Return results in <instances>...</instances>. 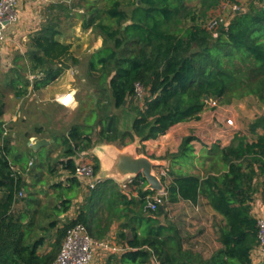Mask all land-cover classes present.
Listing matches in <instances>:
<instances>
[{"label": "trees", "instance_id": "trees-1", "mask_svg": "<svg viewBox=\"0 0 264 264\" xmlns=\"http://www.w3.org/2000/svg\"><path fill=\"white\" fill-rule=\"evenodd\" d=\"M97 1H86L89 16L82 17V27L101 37L100 48L88 58L89 74L97 75L98 99L82 123L59 141L58 162L68 186H53L58 190L53 205L42 207L23 179L27 162L22 165L16 155L9 156L0 89V264H52L70 227L83 224L91 237L105 239L114 222L121 220L126 221L121 222L115 242L123 250L105 264H253L251 253L258 241L251 210L255 195L264 190V116L250 126L255 140L236 134L228 145L212 146L206 175L179 174L180 169L170 167V180L160 178L165 185L164 211L158 207L144 212L145 197L155 192L145 190L141 176L134 179V196L105 179L88 186L78 215L59 226L58 216L70 210L80 188L74 176L78 155H86L95 145L125 147L135 139L140 143L156 139L177 124L198 121L207 106L205 96L218 102L242 93L264 106V3L249 4L228 25L223 21L213 37L187 3L197 1L204 14L221 0H100L105 2L103 8L96 6ZM188 18L191 24L183 26ZM60 36L52 22L29 36L24 55L14 58L5 83L15 98L25 96L29 88L48 86L79 63ZM18 60L25 63L16 64ZM25 73L34 75L33 80ZM138 97L141 105L134 102ZM192 141L183 138L171 161L191 163ZM19 163L21 172L14 168ZM92 166L96 176L100 171L96 157ZM47 170L53 172L51 166ZM24 196L25 211L15 214L14 207ZM200 199L220 217L216 227L220 248L208 258L184 247L179 229L166 215L170 204H196ZM45 244L49 250L38 253Z\"/></svg>", "mask_w": 264, "mask_h": 264}, {"label": "rangeland", "instance_id": "rangeland-1", "mask_svg": "<svg viewBox=\"0 0 264 264\" xmlns=\"http://www.w3.org/2000/svg\"><path fill=\"white\" fill-rule=\"evenodd\" d=\"M31 1L36 5L32 11L36 20H40L38 22L39 25L48 22L57 24V28L61 34L59 40L71 45V51L79 62L77 65H71L70 69V75L73 79L70 82L69 87L75 91L76 105L65 112H60L58 107H55L54 102L43 100L40 90L46 87L34 91L29 88V92L25 96L22 98H15L12 90L7 87L5 83L10 77L9 70L13 64V60L17 55H20V52L19 49L14 50L7 46L8 48L0 53V89L2 101L5 105L4 115H6L5 121H3L4 115L1 117V121L4 123L3 139L8 141L10 147V158L12 155H16L17 158L24 163H26L29 158L33 159V165L29 167L28 170L30 177L29 181L26 183L28 189L34 192L33 195L36 197H38L39 191L42 193L46 192V199L42 198L39 199V201L41 203L46 202V205H53L57 202L55 200L53 201V199L54 194L58 191L53 186L62 184V178L66 175L60 167V162H58L62 149L59 141L74 125L82 123L84 117L89 112V108L92 106V102L95 103L98 99V94L96 92L97 75L89 74L88 58L94 51L100 48L101 37L97 33L92 32L91 30H85L82 27V17L87 19L89 16L86 11L88 8H86L87 0H37L38 3L35 0ZM262 1L264 0H231L226 4V8L222 9L218 6L204 14L201 13L203 10L197 1L187 3V5L189 7L193 6L195 9L197 22H200L201 24L205 22L206 24L213 16H218L222 21H226L229 17H233L234 14H236L235 11H245L249 4L253 3L257 6L263 4L264 2ZM95 3L96 6L100 8H103L105 5V2L100 0ZM190 24V18L183 21V26H189ZM24 63V60H18L16 64L23 65ZM25 74L30 81L31 79L33 80L34 75L29 73ZM57 83L58 82L55 80L53 83L49 84V86L52 84L56 85ZM134 100L135 103L141 105V99L139 97ZM260 116H264V106H262L253 96L235 93L228 95L218 102H213L210 99V101L207 102V106L200 114V119L198 121L180 123L178 124L179 126H176L175 128L176 131L173 134L175 138L172 136L175 142H179L180 137H182V139L186 137L193 138L191 147L193 150L192 154L195 158H192L191 160L193 162V167H197L196 169H193L189 166L191 165L190 163L182 160L180 162L181 168L179 174L206 175L207 172L210 171L206 158L211 151L210 149L212 146L216 145L219 148L224 147L229 144L233 136L236 134L245 137L247 141L255 140V134L250 131V126ZM13 118H15V120H12ZM229 119L232 120V125L227 124V120ZM37 128L41 129L40 133L36 131ZM13 132H16L18 135L16 140L11 137ZM260 132V129L256 130V133ZM33 135H38L39 139L49 141V145L41 147L36 151L32 150L29 148L28 141L30 140L29 137ZM125 142H127V139ZM174 143L170 144V149L174 147ZM101 145L102 144H97L95 147ZM111 146L117 147L121 152L126 150V147H123L120 144ZM130 148L138 155L146 154L144 147L141 145L140 147L136 146L133 148L132 146ZM90 151L86 154L85 158L86 161L93 163L94 156ZM197 151L199 153L194 154V152ZM172 155L173 153H166L165 157L161 156L158 162H165V165L168 166V162H171L172 160ZM43 161L44 163H42ZM39 164H41L40 168H38ZM50 166L53 169L52 173H49L47 170ZM166 166L159 168L160 166L158 165V168L156 167L157 169L155 168V171L159 178L164 177L169 181L170 178L168 172L165 170ZM37 180L39 181L38 183H36ZM258 181L261 182L262 178L260 177ZM32 184H35V186H31ZM88 190V184L80 183V188L78 189L76 196L81 197V203H73V208L69 215L62 220L60 219L59 226H62L68 220L74 219L78 215L80 208L85 201V197L88 195ZM48 191H52V195H48ZM127 192H130L133 196L136 195V192L132 187L129 188ZM25 203V196L23 198L19 197L17 209L24 207ZM188 210H190V208L186 205H168L166 208L167 219L179 229L180 235L183 239V245L187 244L189 241V231L193 228L190 221H196V217L199 215L205 217L207 220L212 219L215 224L214 232L216 233L217 222L215 216H213L208 209L202 207L195 213H193V211L189 213ZM98 213L99 212H97V215ZM125 221L126 220L115 221L112 225L114 228L111 229V233H109L105 239H113L115 241L119 226L121 222ZM48 248L47 245L45 250ZM185 248L192 249V251L199 253L202 258L208 257L207 255L204 256V252L201 251L200 247L199 249H193L192 246ZM108 257L103 255L97 256L90 264H105Z\"/></svg>", "mask_w": 264, "mask_h": 264}, {"label": "crops", "instance_id": "crops-1", "mask_svg": "<svg viewBox=\"0 0 264 264\" xmlns=\"http://www.w3.org/2000/svg\"><path fill=\"white\" fill-rule=\"evenodd\" d=\"M35 1L38 3L39 0L38 1L35 0ZM34 6H36V5L31 0H21L19 2V5L17 7L18 22L8 26L6 33H5V40H4V43L2 45L1 53L3 50L8 48L7 46H9L10 48H13L14 50L19 49L20 55L21 56L24 55L26 48H27L29 36L41 27V24L39 25V23H38L40 20L39 21L36 20L34 14H33V11H32ZM59 41H61V40H59ZM1 59H2V57H1ZM70 69H71V67L69 69H67L66 71H64V73L58 79H56V82H58L56 85H53V84L50 86L48 85V86H46V88L40 90V94H42L43 100H45V101L48 100L50 102H54L55 107H58L60 112H65L68 109H71V108H65L56 102V98L60 97L63 93H66V92L72 90L69 87L70 82L73 79L72 76L70 75V71H71ZM3 117H4L3 121H5L6 115H4ZM12 120H15V118H13ZM176 126H179V125L177 124V125L171 127L168 131H166L165 134L158 136L156 139H150V140H147L145 142H142L140 145L142 147H144V149L146 151L145 156L148 157L149 159L153 160V161L157 160V162H158V160L160 159L161 156L165 157L166 153L175 154L177 152V149H178L181 141H182V137H180L179 142H177V141L175 142V140L173 139V138H175L173 136V134L176 131V129H175ZM5 135H6V133H5ZM17 136L18 135L16 132H13L11 134V137H13L14 140H16ZM172 136H173V138H172ZM29 138L33 139V140L39 139L38 135H33V136H30ZM171 143H174V147H173L174 149L173 148L170 149ZM193 148H195V147H193ZM90 152L93 153L94 157H96V158L98 157L97 156L98 152L94 151V148ZM196 153L198 154L199 152L198 151L194 152V154H196ZM12 156H14V155H12ZM192 158H195V156H193ZM31 160H33V159L29 158L27 160V163H26L27 164L26 171L23 175V179H24L25 183H27L30 179L29 174H28V170H29V167H31L33 165V163H32V165H29V162ZM191 162H192V160H191ZM21 163H22V165L24 164V162H21ZM21 163L16 164L14 167L17 172L23 171L20 167ZM170 163H171V165H170ZM190 164L191 165H189V166H191L193 169L197 168V167H193V162ZM159 166H160L159 168L165 167L166 166L165 162L159 163ZM194 166H197V165H194ZM169 167H171V169H173L175 171H177L181 168L180 163H178V162L174 163L173 161L168 162V166H166V168H165V170L167 172H168ZM155 173H157V172L155 171ZM65 176L66 175H64L62 179H64ZM86 182L87 181H85L83 183H86ZM62 184H63V186H68V184L64 180H63ZM45 195H46V192L42 193L41 191H39L38 197H36V198L39 200V199L45 198L46 197ZM48 195H52V191H50V192L48 191ZM75 199L72 200L70 210L64 214L59 215L57 218V221H60V219L62 220L64 217L69 215L71 209L73 208V203H81V200H82L81 197L76 196ZM42 205H43L42 207L47 206L46 202H42ZM170 205L171 206L186 205L190 208V210H188L189 213H191L192 211H193V213H195L196 211L199 210V208L204 207V208L208 209V211L213 216H215L217 226L220 223V217L217 216L210 209V207H208L206 205V202L203 199L198 200V202L196 204H191L188 202L180 201V202L170 204ZM17 207H18V203L14 207L15 214L25 211V206L20 207V209H17ZM251 214L256 219H258V218L264 219V190L261 188L259 189V192L254 197V200L252 203ZM190 224L193 225V228L190 229V231H189V234H190L189 241L187 242V244L184 245V247L192 246L193 249H199V247H200L201 251L204 252V256L207 255L208 257H210V255L214 251H216L218 248H220V245L217 242V235L214 232V229H215L214 222L212 221V219L207 220V219H205V217H202L199 215L196 217V221H194V222L190 221ZM113 228H114V226L111 227V229H113ZM47 245L48 244H45L44 247L40 248L38 250V253L42 254V253L47 252L49 250V248L45 250ZM48 247H49V245H48ZM251 260H252L253 264L263 263L264 262V253L259 252L257 249H254L251 253Z\"/></svg>", "mask_w": 264, "mask_h": 264}, {"label": "built area", "instance_id": "built-area-1", "mask_svg": "<svg viewBox=\"0 0 264 264\" xmlns=\"http://www.w3.org/2000/svg\"><path fill=\"white\" fill-rule=\"evenodd\" d=\"M21 0H0V53L5 40V33L8 26L15 24L18 21L17 7ZM231 0H223L219 7L224 9L226 4ZM235 10V9H234ZM223 21L218 16L211 17L204 28L209 31L213 37H217L218 29ZM227 20L225 22L226 24ZM137 93L141 94V89L137 88ZM56 102L65 107L73 108L76 104L75 91L70 90L56 98ZM214 102V101H213ZM228 125H232V120H227ZM33 161L29 162L32 165ZM74 176L81 183L86 182L90 188H93L95 183L92 163L86 161L85 155H78L76 160V169ZM134 177H129L120 183H117L120 189L128 191L129 188H135ZM100 182V181H99ZM21 194H19L20 196ZM165 192H155L151 196H146L144 199V212H155L158 207L164 205ZM257 241L256 249L264 253V219H257ZM123 248L118 245L113 239H94L88 233L87 228L83 224H76L70 227L62 241L61 249L56 260L52 264H90L97 256L118 255Z\"/></svg>", "mask_w": 264, "mask_h": 264}, {"label": "water", "instance_id": "water-1", "mask_svg": "<svg viewBox=\"0 0 264 264\" xmlns=\"http://www.w3.org/2000/svg\"><path fill=\"white\" fill-rule=\"evenodd\" d=\"M235 13H239V11H235ZM231 19L232 17H229L226 24H228ZM204 100L206 102L210 101L207 96L204 97ZM211 100L216 101V97H213ZM49 143L50 142L45 139H30L28 141L29 148L34 151L49 145ZM140 144L139 140L135 139L134 142L125 146L126 150L122 152L119 151L117 147L107 144L95 147L94 151L98 152L97 159L100 163V171L94 178L95 183L105 179H111L120 183L129 177L135 178L136 176H141L146 181L145 190L164 192L165 185L155 173V168L159 163L149 159L145 155L136 154L130 148L132 146L133 148L136 146L140 147ZM103 157H106L108 160V168L104 166ZM159 208L164 211L165 205H161Z\"/></svg>", "mask_w": 264, "mask_h": 264}, {"label": "bare ground", "instance_id": "bare-ground-1", "mask_svg": "<svg viewBox=\"0 0 264 264\" xmlns=\"http://www.w3.org/2000/svg\"><path fill=\"white\" fill-rule=\"evenodd\" d=\"M102 156V155H101ZM104 156V155H103ZM104 166L108 168V160L106 157H103Z\"/></svg>", "mask_w": 264, "mask_h": 264}]
</instances>
